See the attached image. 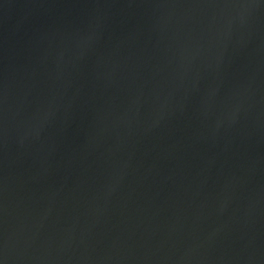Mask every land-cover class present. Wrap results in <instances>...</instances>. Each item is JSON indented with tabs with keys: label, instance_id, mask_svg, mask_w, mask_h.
I'll use <instances>...</instances> for the list:
<instances>
[{
	"label": "water",
	"instance_id": "1",
	"mask_svg": "<svg viewBox=\"0 0 264 264\" xmlns=\"http://www.w3.org/2000/svg\"><path fill=\"white\" fill-rule=\"evenodd\" d=\"M0 264H264V0H0Z\"/></svg>",
	"mask_w": 264,
	"mask_h": 264
}]
</instances>
